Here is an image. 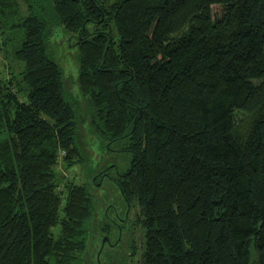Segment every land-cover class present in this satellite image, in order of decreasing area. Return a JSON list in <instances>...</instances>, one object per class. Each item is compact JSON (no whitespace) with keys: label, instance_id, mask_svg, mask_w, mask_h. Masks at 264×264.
<instances>
[{"label":"trees","instance_id":"1","mask_svg":"<svg viewBox=\"0 0 264 264\" xmlns=\"http://www.w3.org/2000/svg\"><path fill=\"white\" fill-rule=\"evenodd\" d=\"M56 20L96 129L129 141L117 183L143 264H264V0H0V52L25 66L0 58V264L84 263L90 195L59 191L60 154L71 169L81 151Z\"/></svg>","mask_w":264,"mask_h":264},{"label":"rangeland","instance_id":"2","mask_svg":"<svg viewBox=\"0 0 264 264\" xmlns=\"http://www.w3.org/2000/svg\"><path fill=\"white\" fill-rule=\"evenodd\" d=\"M102 1L105 6H110L117 0ZM51 27L52 32L48 38L49 55L62 71L66 98L76 112V145L81 151V161L71 169H66L63 153L60 154L57 169L62 177V184L59 191H64L67 182H74L84 185L91 198V218L87 224V247L83 264H123L121 256L131 251L132 255L128 256L124 264H143L145 230L140 223L141 215L136 204H132L130 215L122 227L121 242L116 243L119 230L115 223L122 222L127 215V203L117 182L119 175L125 174L132 165L133 153L129 149V141L126 138L110 142L107 136L96 129L93 124L95 109L79 87L80 51L76 46L78 38L68 34L57 20L52 21ZM0 58L4 75L9 77V68L13 67L20 80L25 66L14 57V48L8 49L6 56L0 52ZM127 226L133 228L132 236L136 238L134 247L129 243L131 235ZM105 238L109 240L103 243Z\"/></svg>","mask_w":264,"mask_h":264},{"label":"flooded vegetation","instance_id":"3","mask_svg":"<svg viewBox=\"0 0 264 264\" xmlns=\"http://www.w3.org/2000/svg\"><path fill=\"white\" fill-rule=\"evenodd\" d=\"M131 209H132V205L130 204V203H127V215L122 219V218H120V220L122 219V222H116L115 224H116V226L118 227V232H119V236H118V240H117V242L116 243H120L121 242V240H122V236H123V226H125V222L127 221V219H128V216L130 215V211H131ZM119 217H121L120 215H119ZM127 228H129V232H130V235H131V240H130V244L131 245H133V247L134 246H136V238H134V236H132L133 235V228H131V227H128L127 226ZM110 243V245L111 246H114V245H112L111 244V242H109ZM130 252V251H129ZM132 251L130 252V253H127V254H124V256L122 257L121 256V259H122V261H124V263H125V261H127V259H128V256H131L132 254ZM121 255V254H120ZM123 263V264H124Z\"/></svg>","mask_w":264,"mask_h":264},{"label":"water","instance_id":"4","mask_svg":"<svg viewBox=\"0 0 264 264\" xmlns=\"http://www.w3.org/2000/svg\"><path fill=\"white\" fill-rule=\"evenodd\" d=\"M108 240H109L108 238H105L104 241H103V243H106Z\"/></svg>","mask_w":264,"mask_h":264}]
</instances>
